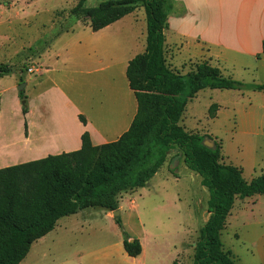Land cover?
I'll return each instance as SVG.
<instances>
[{"label": "rangeland", "instance_id": "1", "mask_svg": "<svg viewBox=\"0 0 264 264\" xmlns=\"http://www.w3.org/2000/svg\"><path fill=\"white\" fill-rule=\"evenodd\" d=\"M79 1L0 0V65L11 69L0 78V136L9 128L28 132L25 123L29 121L34 126L47 122L43 138L49 134L63 138L72 126L63 112L62 95L98 129L104 130L117 118L121 89L128 83L124 63L146 49V14L139 6L98 34L88 21L72 14ZM104 1L109 0H85V5L95 7ZM172 1L176 13L169 15L165 35L167 64L173 70L186 74L198 64L208 63L226 77L264 84L263 61L216 47L212 39L202 35V29L188 28L183 2ZM200 2L201 9L204 4L209 11L220 14L222 9L229 16H236L241 8L240 0ZM93 53L97 55L95 62L88 60V54ZM257 57L262 58L261 54ZM96 66L103 69L92 72ZM251 93L202 90L188 102L180 125L219 144L222 141L228 156V152H237L231 137L245 116L253 122L243 127L253 134L259 145L257 157L264 160V92ZM23 102L27 106L29 102L33 115L23 114ZM2 145L6 148L5 142ZM179 154L174 146L144 188L119 196L122 229L113 213L103 209L64 217L51 234L34 243L21 264H193L200 230L209 219V192L182 157L177 159ZM258 199L246 217L221 235L225 250L239 264H264V197ZM82 215L87 217L79 219ZM65 223L71 225L65 227ZM123 231L131 240H140L144 254L132 258L125 253Z\"/></svg>", "mask_w": 264, "mask_h": 264}, {"label": "trees", "instance_id": "2", "mask_svg": "<svg viewBox=\"0 0 264 264\" xmlns=\"http://www.w3.org/2000/svg\"><path fill=\"white\" fill-rule=\"evenodd\" d=\"M139 6L146 14L147 40L145 51L129 62L126 71L138 104L130 129L102 145H94L85 132L80 150L0 168V264H21L32 245L64 217L88 209H119V196L144 188L174 146L209 192L210 216L200 230L193 264H239L225 250L221 235L237 198L264 196V175L246 181L242 169L222 163L219 143L208 148L204 141L210 137L188 132L180 122L188 102L202 90L264 92V84L234 80L208 63L186 74L173 70L167 64L165 35L175 8L172 0H109L95 7L80 0L72 14L98 32ZM10 72V67L0 65V78ZM22 112L28 114L27 105ZM81 120L86 123L83 116ZM116 223L123 228L121 218ZM123 234L127 255L139 257L140 240L130 242L128 233Z\"/></svg>", "mask_w": 264, "mask_h": 264}, {"label": "crops", "instance_id": "3", "mask_svg": "<svg viewBox=\"0 0 264 264\" xmlns=\"http://www.w3.org/2000/svg\"><path fill=\"white\" fill-rule=\"evenodd\" d=\"M181 1L187 10L183 18L185 23L188 25V28H197L198 30L202 29V35L212 39L213 44L218 48H222L227 51L234 50L237 53H247L255 57L258 62H264V54L262 52L264 42V0H240L241 8L238 10L236 16H229L222 9L220 14L215 11H209L210 8L207 9L204 4H202L201 9L200 0ZM177 2H180V0ZM173 3L175 6V2ZM175 8L172 13H176ZM232 20L235 21L234 24L230 22ZM105 29L95 33L101 34ZM94 53L88 54V60L95 62L94 58L96 54ZM259 54L262 56L261 59L257 57ZM132 59L133 58H130L124 63V74H126L128 64ZM102 69L103 68H98L96 66L93 68L92 72H100ZM121 90L123 96H120V102L118 105L120 108L118 114L116 115L117 118L113 119V123L111 125L104 127V130L95 127L94 124L84 116L82 110L71 103L65 95H62V99L65 102V110H63V112L70 126H72V129L64 135L63 138L57 139L50 134L43 138L42 128L47 122L34 126L32 123L29 124L28 121V124L25 123V126L27 124L26 128L28 127L29 131H26L25 133H23V130L21 132H16L11 128L7 129V131H4L2 136H0V144L2 146V148L0 147V168L42 159L49 155H59L62 153L80 150L82 147V136L85 132L90 134L91 141L94 145H102L117 141L130 129L138 109L136 96L134 91L130 89L129 82L126 86L124 85ZM251 92V94H259V92ZM33 112L34 109L28 102V114L26 116L29 117L33 115ZM55 116L52 117V120L53 118H56ZM81 116L85 118L86 123L82 122ZM245 118V116L242 117L239 123H237V130L231 137L232 145H234L237 149L236 154L228 152V156L225 155L222 141H220V145L222 147V161L224 164L239 167L243 171L245 180L251 182L253 179L264 175V160L257 157V149L259 148V145L255 144L256 142L253 140V134L251 131H245L243 127V125L248 122H253V120ZM2 142H5L4 146H6V148H3ZM229 154H231V156ZM182 160L184 161L183 154ZM247 174H249L248 178H246ZM259 197L262 196L256 195L244 199L237 198L223 231L228 229L229 226L238 223L242 218L246 217L249 210H252L253 207L256 206L259 201ZM74 216H77V214ZM86 217V215H82L79 219H84ZM64 225L65 227H69L71 223H65ZM56 227H58V224ZM39 240H42V238ZM142 254L144 253L142 252ZM45 255L46 253H43V257H45ZM28 256L29 254L26 256L25 260Z\"/></svg>", "mask_w": 264, "mask_h": 264}, {"label": "water", "instance_id": "4", "mask_svg": "<svg viewBox=\"0 0 264 264\" xmlns=\"http://www.w3.org/2000/svg\"><path fill=\"white\" fill-rule=\"evenodd\" d=\"M26 87V83L25 84H22L20 85L19 87V91H23V89ZM26 102H23V105L25 104ZM204 145L207 146L208 148H215V142L212 140V139H208L206 138L205 141H204ZM182 157V154H179L177 156V159H180ZM178 163V162H177ZM114 217L115 218H119V215L121 213V210L120 209H117L115 211L112 212ZM134 240H130V242H133Z\"/></svg>", "mask_w": 264, "mask_h": 264}]
</instances>
